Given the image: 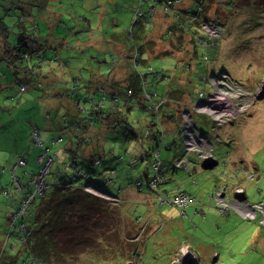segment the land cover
I'll return each mask as SVG.
<instances>
[{
	"label": "rangeland",
	"instance_id": "1",
	"mask_svg": "<svg viewBox=\"0 0 264 264\" xmlns=\"http://www.w3.org/2000/svg\"><path fill=\"white\" fill-rule=\"evenodd\" d=\"M142 1L49 0L47 3V0H23L20 3L27 10L36 9L30 6L32 4H39L38 8L44 7L47 12L46 17L45 14H41L40 18L48 22L50 37H58L61 44H57L50 37L48 41L54 45L53 47H59L63 56L67 57L69 65L67 63L64 65L66 67L60 68L59 60L50 61L54 70L47 72V78L43 79V84L47 85L45 89L29 86L26 91H18L15 79L10 73L6 78L2 77L10 84L7 85V82L6 87L0 89L1 185L9 181L11 169L15 175L26 170L27 176L30 175V170L38 169L36 157L40 148L31 142L33 127L40 130L42 138L47 143L53 138L63 136L61 147L65 145L67 148L69 135L62 127L63 115L69 119L76 110L72 108V102L66 95L54 96V93L60 89L58 84L71 81L72 77L80 78L82 82L87 83L91 77L93 80L88 83L89 87L96 82L108 87L109 83L106 84L108 76L101 74L106 69L112 72L109 74L113 80L120 83L124 81L128 74L126 62L130 57L123 48L128 50L130 48L121 45L112 46L110 42L112 38L124 35L128 30L138 6H141L145 12L144 16L147 15L145 8L149 6L148 2ZM192 4L195 6L194 1ZM217 6L219 11L215 10ZM204 9L207 16L218 13L216 17L222 21L225 34L220 37H209L211 31L201 24L204 34H200V30L196 31L199 35H195L196 32L193 31L186 33L183 37L184 46L179 49L173 44H171L172 48H168L170 47L168 41L171 39L168 36L165 39L166 44L157 41L155 46L149 41V46L145 45L147 53L149 56H158L152 58L153 61L149 63L155 70L160 71L159 76L146 74L145 87L161 95L169 85L170 88L175 85V78L180 75L179 69L182 68L179 65H186L191 61L192 72H189L191 80H187L183 73L177 81L181 83L185 94L193 98L192 103L196 99L198 90H203L205 94L212 91L210 77L215 85L221 84V87L215 90L216 94L218 92L228 96L238 94L240 99L243 98L242 100L249 104L250 99L247 96L250 90L254 92L259 84L258 79L264 77V0H219V3L216 0H208ZM21 10L20 7L12 6L3 15V10L0 9V16L3 17L10 31L7 35L9 42L18 39L19 22H22L19 19ZM55 11H61L57 26L53 21L57 20ZM150 11L148 13H151ZM227 13L236 17L230 20V15L228 20L224 19ZM32 14L34 17L36 14L39 15V12ZM153 19L158 22L160 30L152 32L151 36L159 40V35L165 28L164 24L169 21L162 14H156ZM141 20L144 21L145 18L141 17ZM41 31L45 35L43 29ZM74 34L79 39L87 40L92 37L88 41L89 45L76 43ZM189 38L191 43L188 42ZM110 48L114 50L116 58L110 56ZM109 60L114 64L111 69ZM4 64L0 60V70L7 74L8 70ZM142 68L143 66L140 65L139 69L143 70ZM224 74L228 78H223ZM60 92L62 93V90ZM95 99L101 100L102 96L98 94ZM139 100H143V97ZM183 100L188 101L186 98ZM186 101L174 102L171 106L190 109L192 105L189 104L190 101L185 103ZM134 104L136 106L131 108L128 117L130 122L134 121L139 137L132 139L117 137L113 141L108 140L103 146V153L100 154L102 164L95 165L88 162L80 164L84 171L90 172L94 178L99 177L97 182L103 189L117 196L111 197L114 203H104L103 210H107V215L102 214L103 211L100 216L95 214L92 218L97 222L96 225L108 224L110 227L111 219H114L115 224L111 231L115 232V242L123 249L115 251L113 256L119 253V256L127 259L133 248L134 252L139 254L133 259L132 255L129 256L127 259L129 264H170L177 251L176 248L188 244L198 253L200 257L198 264H211L217 253H219L217 262L223 261V264H264V226L256 219L243 217L232 207H228L224 213L221 212L220 206L211 196L216 190L225 188L224 191L232 201L234 197L230 194L233 191L232 186L239 185L248 203L264 201V93L262 97L256 98L244 113L240 112L238 117L222 122L219 126L214 125L213 121L215 123L216 121L210 116V108L206 107L207 110H203L200 107L202 101H197L193 112L195 126L209 139V144L200 149L210 151L217 163L212 167L203 168L197 161L196 152L190 151L187 154L188 158L195 163L192 178L181 168L173 177L166 173L164 182L160 183L158 188L148 185L149 178L156 173L151 162L150 148L156 149V146L150 142V139L142 136L147 128L159 131L161 127L165 129L158 115L151 116V113L139 107L136 101ZM66 111H70L69 116ZM151 120L155 125H149ZM162 121L170 128L176 124L170 122L173 120L168 121L165 116ZM104 129L103 124V127L96 130L93 135H101ZM170 142L172 143L168 148ZM158 145L159 158L165 165L166 172H169L173 167L174 159L184 152L182 130L179 132L176 129L173 131L166 129L164 140ZM52 146L50 153L58 150L56 163L69 161V152L59 148V143ZM24 149L27 152L25 157L28 159V165L14 170L16 153ZM146 155L148 156L144 157ZM235 168L238 170L235 171ZM68 171L72 173V170ZM192 180H196V183ZM136 182L143 183L142 189L136 186ZM178 187L191 194L192 202L184 208L159 204L156 197L160 190L163 195L166 192L173 195L179 191ZM141 198L145 199L140 202ZM6 205L5 197L0 193V247L6 239L4 220L9 211ZM181 209L184 211L182 212ZM74 212V215H77V211ZM137 217H140L141 221H135ZM70 226L73 228L72 225ZM5 246L6 251L13 253L21 247L16 234L8 237ZM82 250L75 248L70 253V257L80 256L74 264H83L87 249L81 253ZM109 253L110 249L105 255L94 257L93 264L98 260L101 264L105 262ZM69 258L66 263L70 262ZM105 264H109L108 261Z\"/></svg>",
	"mask_w": 264,
	"mask_h": 264
},
{
	"label": "trees",
	"instance_id": "2",
	"mask_svg": "<svg viewBox=\"0 0 264 264\" xmlns=\"http://www.w3.org/2000/svg\"><path fill=\"white\" fill-rule=\"evenodd\" d=\"M140 1L143 2L142 0ZM144 1L148 2L149 5L145 8L147 15L144 16L145 12L141 9V6H138L132 16L128 30L124 32V35H117L112 38V42H110L112 46L121 45L130 48V50H128V48H123L125 52H128L127 56L130 57V60L126 62L128 74L123 82L120 83L113 80V78L110 77L111 74H109L112 72L106 69L107 71L103 70L101 74L103 76H108L106 79V84L109 83L108 87H106L105 84L97 82L92 85L93 87H89L88 83L93 80L91 77H89L87 83L82 82L80 78L77 79L72 77L71 81H63L62 79L63 83L58 84L60 85V89L54 93V96L63 97V95H66L72 102V108L76 110V114L72 113L69 119H66L63 115L64 123H62V127L68 131L69 135L67 148L65 145L63 148L61 147L63 136H58L62 138V141L58 142L59 148L69 152V161L56 163L57 156H55L45 177L47 186L42 189L41 192L35 191L34 177L39 173L40 168L45 162V159L41 162L38 157L43 152L53 155V153H50L53 146L51 143L52 139L47 143L42 138L40 130L37 127H33L32 131L33 129L38 131L41 141V144H39V139L38 141L33 140V132L31 131V142L40 148L36 157L39 165L38 169L30 170L29 176H27L28 173L26 170H23L19 175H15L14 171L11 169L9 181L3 185L0 184V193L5 197L7 210H9L4 220L6 239L0 247V264H74V261L80 257H70V253L75 248L87 249L85 252L87 256L84 258L83 264H93L95 262L94 257L105 255L109 249L110 253L106 255L108 256V258L106 257V261H108L109 264L111 262L115 264H127L126 262L129 256L132 255L133 259L135 255L139 254V252L135 253L132 248L127 259L119 256V253L113 256L115 251L123 249L120 244L115 242V232L111 231L113 224H115L114 219H111L110 227L108 224L96 225L97 222L93 221L92 218L93 215H99L104 211L103 205L105 202L114 203L111 197L117 196L103 189L97 182L99 177L94 178L90 172L84 171L80 164L82 162L95 165L102 164L100 154L103 153V146L108 140L113 141L117 139V137L131 139L139 137V132L133 123L134 121L130 122L128 117V114L132 111L131 108L136 106L134 101L140 105H137V108L139 106L148 110L151 116L158 115L159 121L165 130L173 131L176 129L180 132L182 130L180 113L188 108L183 107L182 109V106L181 108H175L171 106V104L174 102L180 103L186 101L183 100V98L188 99L185 103L189 101L191 103L193 99L185 94L182 90L181 83L177 81V78L183 73L186 75L187 80H191V74L189 73L192 72L191 61H188L186 65L176 64V66L179 65L182 68L179 69L180 75L175 78V85L171 88L169 85L166 90L159 95L156 91L149 90L145 87L146 74L159 76L158 72L160 71L155 70L154 66L149 63L153 61L152 58L158 56H149L145 49V45L149 46V41L155 46L157 41L166 44L165 39L168 36L171 38L168 41L170 43V47L168 48H172L173 46H171V44H173L174 47L176 46L179 49L184 46L183 37L186 33L200 30V34H204L200 26L201 20L215 21L221 34L224 28L222 21L216 17L218 13L211 14L210 16L206 15L204 7L207 5L208 0ZM192 1L195 2V6L192 4ZM216 1L219 3V0ZM22 2L23 0H0V9L3 10V15L12 6L22 9L19 18L22 21L19 22L20 32H18V39L14 42H9L7 40V35L10 31L8 26L4 23L3 17L0 16V60L5 63L4 67L8 70L7 74H4L3 71L0 70V89L6 87L7 82V85L10 84L9 81L5 82L2 78H6L9 73L15 79L18 91H26L29 86L45 89L47 85L43 84V79L47 78V72L54 70L50 61L59 60L58 65L60 68L67 63L69 65V62L67 61V57H64L63 53L60 52V49H58L59 47H53L54 45L48 41L51 36V34L48 33V22L40 18L41 14H45L44 16L46 17L47 12L43 9L44 7L38 8L39 4H32L30 6L36 7V9L27 10L20 4ZM48 2L49 0H47V3ZM218 6L215 7V10L219 9ZM36 11L39 12V15L36 14L33 17L34 14L32 13ZM149 11L151 13H148ZM55 13L57 20H51H53L57 26L61 11H55ZM156 14L166 16L169 21L167 24H164L165 28L162 27L164 30L160 33L159 40H156L155 36H151L152 32L157 29L160 30L158 22L153 21V16L155 18ZM141 17H144L145 20L142 21ZM229 17L230 14L227 13L223 18L228 19ZM38 21L40 22L39 24L37 23ZM194 23L198 26L194 25ZM42 29L45 35L41 31ZM196 34L199 35L197 32L195 35ZM52 36L55 37L54 35ZM74 37H76L75 34ZM51 39L56 41L57 44H61L58 37ZM90 39L85 40V38L79 39L76 37L75 41L76 43L79 42L89 45L88 41ZM188 42L191 43L190 38ZM93 44L95 45V43ZM193 45H195V43H193ZM110 54L111 57L116 58L114 56L115 52L111 48ZM112 60L113 58L111 61ZM109 64L111 69L114 64H112L110 60ZM140 65L143 66V70L139 69ZM62 78L64 77L62 76ZM209 83L212 87L210 77ZM55 86H57V84H55ZM21 87H23V89H21ZM106 88H108L107 92L105 91ZM61 90L62 93L60 92ZM200 92L206 95L204 91L200 89L197 92L196 99L199 97ZM98 94L105 96L103 101L100 102V100L95 99ZM140 97H143V100H139ZM69 112L70 111H66L67 116H69ZM163 116H165L168 121L173 120L170 122L176 124L172 125L170 128L167 123L164 124L162 121ZM213 123L219 126V124H216L214 121ZM103 124L105 129L102 131V134H96L94 136L93 134L97 132L96 130L101 129ZM149 125H155V122L151 120ZM94 128L95 132H93ZM165 130H163L162 127L160 131L158 129L154 130L147 128L146 131L143 132L144 136H142L150 139V142L156 146V149L150 148L152 165L156 161L160 162V168L153 176L156 177L157 173L160 174L156 185L150 182L153 177L148 180V185L152 188H158L159 184L164 182L166 173H169L171 177H173V175L181 169L175 165L174 161L173 167L169 172H166L167 169L159 158L160 153L158 144L164 140ZM198 130L200 131L199 128ZM171 143L172 142L167 145L168 148ZM55 145L56 144H54V146ZM26 154L27 152L25 149L16 153V160L13 166L14 170L20 166L24 167L28 165V159L23 163L18 162L19 158H26ZM108 154H110V152ZM147 156L148 155L144 157ZM194 166V163H191V167ZM182 169L189 173L188 176L193 174L194 168L186 169L185 167ZM68 170H72V173H68ZM82 182L90 183L108 197L97 194L94 195L84 190L81 186L77 185ZM137 187L142 189L143 183L138 182ZM159 204L167 203L159 202ZM168 205L173 206V204ZM74 211H77V215H74ZM104 213L107 215V210L102 214ZM135 221H141L140 217H137ZM161 224L162 223H160V225ZM70 225H72L73 228ZM128 228L131 229V227ZM75 229L79 230L75 231ZM12 234H16L18 242L21 245L15 253L6 251L5 246L6 240ZM134 237L135 236H132V238ZM68 258L70 262L66 263ZM105 262H102V264H105ZM96 264H101V262L98 260Z\"/></svg>",
	"mask_w": 264,
	"mask_h": 264
},
{
	"label": "built area",
	"instance_id": "3",
	"mask_svg": "<svg viewBox=\"0 0 264 264\" xmlns=\"http://www.w3.org/2000/svg\"><path fill=\"white\" fill-rule=\"evenodd\" d=\"M201 24L205 25V27L209 28V30L211 31L209 32V37H218L221 35V31L219 28H217V24L215 21L203 20ZM224 75H222L223 78H228L226 74ZM211 83L213 88L212 93L210 92L204 95L202 92H200L199 97L195 101H193V103H190L192 105L190 106V109L184 110L182 113H180L182 119L184 152L174 160L175 165L178 167H185L187 165H190V159L187 155L190 151L196 152L200 160L210 155V151H207L206 149H200L202 147L207 146L209 144V141L208 137L204 133L200 132L195 126L192 111H195L194 107L197 106V101H202L200 107L203 110L206 111V107H209L211 110L210 116L216 121V123L221 124L222 122L238 117L241 114L240 112H244V110H246L252 104L256 96L264 93V87L259 85L258 88L254 90V92H249V96H247V98L250 99V103L246 104L242 100L243 98L240 99L241 97L238 94H235L233 96L224 95L221 92H218L216 94L215 90L220 88L221 84L215 85L213 80H211ZM21 89H23V87H21ZM216 95L218 97H216ZM104 97L105 96H102L100 102L104 100ZM32 132L33 140L38 141L39 139L38 143L41 144L40 135L38 131L36 129H33ZM61 141L62 138L58 137L52 140L51 143L54 144ZM55 156L56 152H53V155H49L46 152H43L39 155L38 159L41 162L45 159V162L40 168L39 173L34 177L33 181L35 182V191L41 192V190L47 186L45 182V177L47 175L49 166L54 161ZM18 162H26V159L24 157H21L19 158ZM153 167L155 169V172H158L157 170H159L160 168V162L156 161L153 164ZM159 177L160 174L157 173L156 177H153L150 182H152L153 185H156ZM77 185L81 186L84 190L88 192L99 194L103 197H108L102 191L93 187L90 183L82 182L81 184L78 183ZM236 191L238 195L232 201L227 195L224 194L222 190H216V192L212 195L216 204L220 206L221 212H225L228 207H232L243 217L249 219H256L261 225L264 226V201H260L255 204H249L244 198L242 199V197L240 196V194L242 193V189L238 188L236 189ZM157 198L161 203L173 204L177 206H185L191 201L190 195L183 190L177 191L173 195H169L167 192L165 193V195H163L162 192H160L157 195ZM171 264H198V257L189 245L183 244L176 251L174 258L171 261Z\"/></svg>",
	"mask_w": 264,
	"mask_h": 264
},
{
	"label": "clouds",
	"instance_id": "4",
	"mask_svg": "<svg viewBox=\"0 0 264 264\" xmlns=\"http://www.w3.org/2000/svg\"><path fill=\"white\" fill-rule=\"evenodd\" d=\"M225 71V70H224ZM262 81H260L259 82V84L257 85V87L255 88V90L258 88V86L259 85H261V86H263L264 87V80H263V83L262 84H260ZM106 92H107V90H105ZM263 94V93H262ZM259 96H256V98H258ZM255 98V99H256ZM254 99V100H255ZM193 112L194 111H192V114H193ZM180 117H181V115H180ZM221 125V124H220ZM56 139V138H55ZM52 140H54V138L52 139ZM209 140V139H208ZM54 144H57V143H54ZM53 152H56V156L58 155V150H53ZM189 154V153H188ZM197 155V154H196ZM209 156H211V157H213L211 154L209 155ZM209 156H207V157H209ZM177 158V157H176ZM206 158V157H205ZM26 159V161H27V158H25ZM204 159V158H203ZM203 159L202 160H200L199 158H198V156H197V161L198 162H200V163H202V161H203ZM215 159V158H214ZM191 163H194V162H192L191 160H190V165H187V166H185L186 167V169H193L194 167H191ZM195 164V163H194ZM185 167H180V168H185ZM236 169V168H235ZM238 169H236L235 171H237ZM189 177L190 178H192V175H189ZM193 182H195L196 183V180H192ZM136 185L138 186V182H136ZM238 188H241L242 189V187L241 186H239V185H235V187L233 188V193L231 194V196L233 195L234 197H233V199L235 198V197H237V195H238V193H237V191H236V189H238ZM224 189L225 188H223V189H218V190H222L223 192H224V194L225 195H227L228 197H229V199H230V196L224 191ZM179 191H181V190H179ZM183 191H185V190H183ZM160 192H162L161 190L157 193V195L160 193ZM185 192H187V191H185ZM91 193V192H90ZM189 195H190V197H191V201L190 202H192V200H193V198H192V196H191V194L189 193V192H187ZM92 194H94V193H92ZM94 195H96V194H94ZM97 195H99V194H97ZM101 196V195H100ZM212 196V195H211ZM240 196L242 197V199L244 198L245 200H246V198H245V196H244V191H243V189H242V193L240 194ZM157 198V197H156ZM157 200H158V198H157ZM189 202V203H190ZM188 203V204H189ZM250 204V203H249ZM173 206H177V205H173ZM179 207H182V208H184V206H179ZM181 211L183 212L184 210L183 209H181ZM226 212V211H225ZM224 213V212H223ZM183 245V244H182ZM188 245V244H187ZM181 246V245H180ZM180 246H178L176 249L178 250V248L180 247ZM196 254H197V257H198V263L200 262V258H199V255H198V253L194 250V249H192ZM130 261V260H129ZM127 264H129L128 263V261L126 262ZM210 263H219V262H216V261H213V262H210ZM171 264V263H170ZM223 264V263H222Z\"/></svg>",
	"mask_w": 264,
	"mask_h": 264
},
{
	"label": "crops",
	"instance_id": "5",
	"mask_svg": "<svg viewBox=\"0 0 264 264\" xmlns=\"http://www.w3.org/2000/svg\"><path fill=\"white\" fill-rule=\"evenodd\" d=\"M187 3H189V2H187ZM230 15H231L230 20H231V19H234V18L236 17V15H232V14H230ZM227 20H228V19H227ZM225 32H226V30H224V28H223V33H222L220 36L224 35ZM227 32H228V31H227ZM220 36H219V37H220ZM263 78H264V77H263ZM263 78L258 79V82L262 81ZM238 158H240V156H239ZM240 160H241V159H240ZM178 173H179V172H177L175 175H177ZM173 176H174V175H173ZM234 187H235V185L232 186V189H233ZM178 189H179V190H185V189H182V188H179V187H178ZM185 191H187V190H185ZM187 192H188V191H187ZM232 193H233V191L230 192V194H232ZM143 199H145V198H141V199H140V202H142ZM189 206H190V205H189ZM191 209H192V207H191ZM189 211H191V210H189ZM218 256H219V253H217L216 256L213 257V260H212L211 262H213V261H216V262H217V258H218ZM199 258H200V257H199ZM221 263H223V261H222Z\"/></svg>",
	"mask_w": 264,
	"mask_h": 264
},
{
	"label": "water",
	"instance_id": "6",
	"mask_svg": "<svg viewBox=\"0 0 264 264\" xmlns=\"http://www.w3.org/2000/svg\"><path fill=\"white\" fill-rule=\"evenodd\" d=\"M258 96L262 97L263 94H259ZM216 163L217 161L213 157L209 156L203 159L201 165L203 168H209V167L214 166Z\"/></svg>",
	"mask_w": 264,
	"mask_h": 264
}]
</instances>
